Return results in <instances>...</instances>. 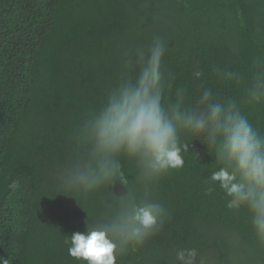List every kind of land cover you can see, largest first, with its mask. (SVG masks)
I'll list each match as a JSON object with an SVG mask.
<instances>
[{
    "label": "trees",
    "instance_id": "16d2710c",
    "mask_svg": "<svg viewBox=\"0 0 264 264\" xmlns=\"http://www.w3.org/2000/svg\"><path fill=\"white\" fill-rule=\"evenodd\" d=\"M157 35L179 81L213 62L244 69L264 54V0H0V256L10 264H78L65 237L108 214L113 192L125 189L117 181L76 200L57 189L60 170L82 117L115 81L122 50ZM242 107L264 131V107ZM213 162L193 141L185 167L154 189L168 210L163 229L117 264H175L177 247L196 248L204 264H264L247 214L228 210L219 189L205 195Z\"/></svg>",
    "mask_w": 264,
    "mask_h": 264
},
{
    "label": "clouds",
    "instance_id": "9594fccd",
    "mask_svg": "<svg viewBox=\"0 0 264 264\" xmlns=\"http://www.w3.org/2000/svg\"><path fill=\"white\" fill-rule=\"evenodd\" d=\"M167 51L158 35L146 47L123 49L115 81L75 131L77 147L60 170L57 189L76 200L114 189L117 181L125 189L113 192L108 214L65 237L78 264H117L163 229L168 210L153 197L154 189L185 167L193 141L214 157L203 177L205 195L222 191L226 208L246 213L264 244V131L242 107H264V54L252 56L244 69L213 62L179 81L166 63ZM125 165L134 170V181ZM0 264H10L9 258L0 256ZM175 264L204 261L198 262L196 248L177 247Z\"/></svg>",
    "mask_w": 264,
    "mask_h": 264
}]
</instances>
